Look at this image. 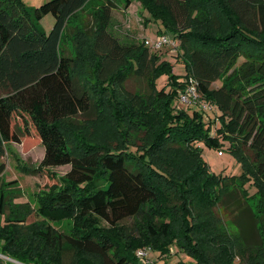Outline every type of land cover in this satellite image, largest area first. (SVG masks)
Segmentation results:
<instances>
[{"label": "trees", "instance_id": "obj_1", "mask_svg": "<svg viewBox=\"0 0 264 264\" xmlns=\"http://www.w3.org/2000/svg\"><path fill=\"white\" fill-rule=\"evenodd\" d=\"M132 2L124 0L125 8ZM139 2L143 11L179 40L183 58L188 61L187 78L194 79L200 97L220 112L215 116L220 128L211 136V122L210 127L203 126L201 113L195 112L192 118L183 112L173 115L171 104L184 90V82L173 77L171 83L177 91L156 89L155 78L166 67H157V58L144 42L124 44L111 32L112 11L117 8L114 0H49L32 11L21 0H0V160L9 143H26L31 135L36 136L44 153L32 173L70 167L60 184L47 188L39 209L50 214L60 212L74 220L71 233L49 225L36 226L35 222L25 225L34 212L11 203L7 213L11 217L0 212L1 255L23 264H46L33 245L38 239L43 250L61 259H72L75 254L76 264H94L87 256L97 258V264H133L132 254L139 240L140 246L149 245L166 255L167 244L177 238L173 245L195 258L178 264H209L204 254L214 240L208 232L209 221L185 212L189 198L182 194V186L192 178L198 190L192 200L203 202L202 208L211 204L213 195H223L215 202L221 205L226 199L230 214L236 215L233 220L240 229L241 242L246 243L252 232H257V220L244 194L247 181L258 191L255 177L264 188V0H224V9L218 5V10L230 14L226 27L219 25L218 10L204 14L190 0ZM86 7L93 10L85 29L70 35L76 45L73 57L64 51L63 44L70 33V19ZM48 14L54 25L44 33L38 22ZM76 58L88 74L92 71V87L84 79L88 74H74ZM132 78L145 81L147 91H129L126 84ZM219 80L220 86L212 88ZM114 90L124 104L113 106ZM154 102L162 111L152 106ZM101 106L115 108L113 121L122 136L126 112L137 118L131 119L128 127L133 125L146 134L144 140L155 135L141 145L137 139L133 143L122 140L117 149L84 142L74 153L62 124L99 113L96 108ZM219 138L230 141L232 151L244 162V175L229 179L210 175L197 149L191 147L200 140L209 147H219ZM169 139L187 145L182 158L177 160L163 151ZM132 146L138 149L134 151ZM158 153L165 157L162 162L168 171L152 161ZM169 167L178 172L181 182L173 181L176 175L168 176ZM5 168L0 163V180ZM236 182L240 184L233 185ZM0 183L11 192L16 181L6 183L3 179ZM165 185L176 193L180 204L168 208L169 200L161 191ZM3 203L0 189V207ZM126 221L133 226L130 232L135 238L128 237V229L122 227ZM24 229L29 231L27 239L21 237ZM123 241L127 248L116 251ZM222 249L227 252L228 244ZM56 259L50 258L59 263ZM0 264L13 263L0 260Z\"/></svg>", "mask_w": 264, "mask_h": 264}, {"label": "rangeland", "instance_id": "obj_2", "mask_svg": "<svg viewBox=\"0 0 264 264\" xmlns=\"http://www.w3.org/2000/svg\"><path fill=\"white\" fill-rule=\"evenodd\" d=\"M49 0H21L24 7L32 11L34 8L42 5L43 3ZM114 3L117 5L112 11V22H111V32L119 38L122 43H141L147 41L150 44V51L156 59V65L159 68L160 66L166 67L165 71H161L155 78V87L159 91H164L166 93H171L177 91L171 83L173 77L176 78L177 82L185 83L188 73V61L183 58V51L180 46L179 40L174 38L173 33L166 31L165 27L161 24L160 21L155 20L148 12L143 11L139 0H133L129 7L125 8L124 0H114ZM190 3L193 6H197L198 9L204 14H210L216 12L218 5L224 9V0H190ZM92 7H86L84 10L73 16L69 21V31L68 38L63 44V49L65 52L70 54V56H76V45H74V40L70 38L76 30L85 29V25L89 19L90 12H92ZM220 16L219 25L224 27L228 23V16L230 15L224 10H218L217 12ZM54 25L53 17L48 14L44 16L38 22V28L44 33H49ZM226 27V26H225ZM161 32V34H160ZM165 36L169 41L175 42L174 45H163L160 48H157V42ZM75 75L79 73L88 74L84 66L79 62V59L76 58V63L73 69ZM226 78V76H225ZM84 79L87 81L90 87L94 84V78L92 71L88 75H85ZM224 81L222 77L220 79ZM217 81L212 85V88L220 86L221 81ZM126 88L131 92H146L147 85L144 81H139L135 78L130 79ZM115 98L113 101V106L116 104H121L123 100L120 98V94L117 90H114ZM181 91L174 96L173 103L171 104V109L174 112L173 115L178 114L177 112H183V114L193 117V114L201 113L203 126L210 127L211 122V136L216 134V130L220 128L221 124L219 120H215V116L219 117L220 112L218 109L213 106L209 101H205L203 98H199L198 104L202 103L206 106H212L203 111V109L198 105H187L179 101V96ZM106 94H104L105 96ZM104 99L102 95H99ZM98 96V97H99ZM124 104V102L122 103ZM152 106L156 107L157 111L160 110L161 106L154 102ZM115 109V108H114ZM110 107L104 106L96 108L99 113L92 112L84 116H80L74 119H69L65 121L62 126L64 131L67 134L68 146L74 153H78L79 148L82 146V143H91V144H100L106 147L117 149L121 146L122 140H127L128 143H133L137 139V142L140 145L144 142H147L148 139H151L152 134L147 140L146 134L141 132L137 128L128 127L131 124V119H137L136 116L129 115V112L125 114L126 122L124 124L125 128L123 129V136L118 132L116 124L113 121V114ZM114 112V111H113ZM128 117V118H127ZM218 122V123H216ZM150 125H155L151 124ZM20 126H24L22 122L19 123ZM139 123L135 126L138 127ZM121 129V130H122ZM127 133V134H126ZM28 142H12L7 145L6 154L0 160V163L5 165V182L15 180V185L11 186L10 189H13L9 192V187L3 183H0V189L3 190L4 194V203L0 207V212L5 215L11 210L12 206L15 208H31L30 210L34 212L31 215L25 225L35 222L36 226H52L55 229L63 233H71L73 229L74 220L60 212L56 213H45L39 209V200L41 197L47 195L49 186L59 183L64 175L69 171V166L53 167L46 170V172L32 173L30 170L37 169L43 158L44 149L41 144L38 143L36 136L29 138ZM219 147H209L203 141H194L191 144L193 149H197L199 158L207 166L208 172L210 175L216 176L221 179H229L232 176L239 177L244 175L245 167L244 162L239 158L236 152L232 151L231 143L229 140L224 138H219ZM166 145L163 146V151H168L171 156L175 159L182 158L183 152H185V147L187 145L183 144L181 141L176 139H169L165 142ZM137 146H132V150L136 151ZM162 153H158L156 158H153L152 161L164 169L165 164L162 160L165 159L164 156H161ZM160 161H158V159ZM164 170H167L165 168ZM170 172H167L168 176L176 175V181L181 182V177H178V172L169 167ZM168 171V170H167ZM188 173V171H186ZM249 177V175H247ZM250 179V178H249ZM256 182V191L255 187L250 184V181L246 182L245 189L247 194H244L246 203L250 206L256 220H257V232L253 231L251 236L248 237L246 243H243L239 239L240 229L235 225L233 220L234 214H230V209L228 210L226 199L224 202L219 205L215 202L216 197L223 198V195H213L211 197V204L207 208H202L201 204L203 202L195 203L192 200L193 195L196 193L197 187L196 183L193 182V178L183 184L182 194H184L189 200L185 204V212H189L192 216H195L196 219H205L209 221L208 225L209 233L211 239H214L210 243L209 248L205 251V257L207 258L209 264H255L257 262L264 263V188L262 183L258 178H253ZM0 180V182H1ZM253 181V182H254ZM239 182L233 183L237 184ZM240 184V183H239ZM166 186V185H165ZM163 186L161 191L165 193V196L169 200L168 208L173 204H180L181 202L176 200V193L172 192V189L168 186ZM8 189V190H7ZM256 192V193H255ZM255 193V194H254ZM175 199V200H174ZM9 215V214H7ZM1 217V216H0ZM8 217H11L10 215ZM22 224V223H21ZM100 227L106 228V224L99 223ZM122 227L127 228V236L134 237L135 234H132L131 228L133 227L129 222H124ZM28 230L21 231V237L23 239L28 238ZM174 233V232H173ZM177 236L176 233H174ZM33 245L37 247V252L40 253V256L43 257V263L46 264H63L69 263L76 264L77 257L74 254L72 259H61L58 254L43 250L41 242H38V239L34 240ZM220 241V243H218ZM142 240L137 242V247L133 250L132 257H134L133 264H145V261H141L136 257V253L141 249L148 248V264H178L180 262L187 263L193 262L194 257L188 254L186 251L182 250L181 247L173 245L177 243V238H173L167 246L169 247L168 253L166 255H161L158 251L153 249L149 245L140 246ZM37 244V246H36ZM126 244L124 241L117 244L116 251H121L126 249ZM228 244L229 249L227 252H224L222 248L224 245ZM33 251V250H32ZM159 254L158 257L156 255ZM34 257V256H33ZM51 257L58 258L56 260L59 263H55L53 260H50ZM89 261L98 263L97 258L87 256ZM230 257H232L230 259ZM0 260L3 262H11L13 264H23L6 256L0 254ZM154 262V263H153Z\"/></svg>", "mask_w": 264, "mask_h": 264}, {"label": "built area", "instance_id": "obj_3", "mask_svg": "<svg viewBox=\"0 0 264 264\" xmlns=\"http://www.w3.org/2000/svg\"><path fill=\"white\" fill-rule=\"evenodd\" d=\"M144 43L147 47H150V44H148L147 41H145ZM174 43H175L174 41L171 42L165 36H163L161 38V40L159 42H157L156 47L160 48L163 45H174ZM184 84H185V88L179 96V101L181 103H184L187 105L188 104L189 105H198L203 109V111L207 110L208 108H210V109L212 108V106H206V105H203L202 103L198 104V100L200 98V95L197 92L196 83H195L194 79L187 78ZM148 251H149L148 248L141 249L140 251H138L136 253V257L141 261L146 260L145 264H148V262H149V260L147 259L148 258V256H147Z\"/></svg>", "mask_w": 264, "mask_h": 264}]
</instances>
